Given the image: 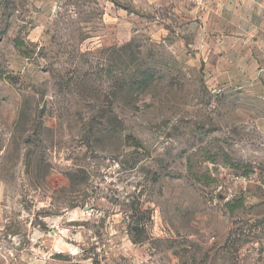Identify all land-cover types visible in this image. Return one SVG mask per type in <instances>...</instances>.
<instances>
[{
    "label": "rangeland",
    "instance_id": "1",
    "mask_svg": "<svg viewBox=\"0 0 264 264\" xmlns=\"http://www.w3.org/2000/svg\"><path fill=\"white\" fill-rule=\"evenodd\" d=\"M263 1L0 0V264H264Z\"/></svg>",
    "mask_w": 264,
    "mask_h": 264
},
{
    "label": "trees",
    "instance_id": "2",
    "mask_svg": "<svg viewBox=\"0 0 264 264\" xmlns=\"http://www.w3.org/2000/svg\"><path fill=\"white\" fill-rule=\"evenodd\" d=\"M19 44H21V45H23V43L21 42V41H19ZM37 117H39L40 118V115H37ZM42 118V117H41ZM92 122H94V121H91L90 122V124H89V126L90 125H93V123ZM89 130H90V133L93 131V129L90 127L89 128ZM36 132H37V130H36ZM92 137V136H91ZM90 137V138H91ZM68 178L70 179V182H72V186L73 187H75V185L77 184L76 183V180H74L73 179V176H74V174L73 173H69L68 175ZM86 179V178H85ZM74 184V185H73ZM231 203H228V206H230L231 207ZM231 210H233V208H231ZM143 220H144V217H142V218H140V222L137 224V225H135L134 226V230L136 231V232H138L139 234H144L145 233V222H143ZM141 226V227H140Z\"/></svg>",
    "mask_w": 264,
    "mask_h": 264
},
{
    "label": "crops",
    "instance_id": "3",
    "mask_svg": "<svg viewBox=\"0 0 264 264\" xmlns=\"http://www.w3.org/2000/svg\"><path fill=\"white\" fill-rule=\"evenodd\" d=\"M263 4H264V1H263Z\"/></svg>",
    "mask_w": 264,
    "mask_h": 264
}]
</instances>
